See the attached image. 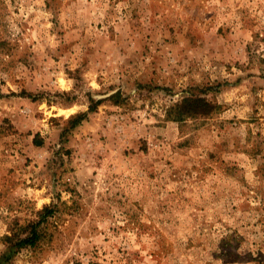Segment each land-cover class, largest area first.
<instances>
[{
  "label": "rangeland",
  "instance_id": "374dc122",
  "mask_svg": "<svg viewBox=\"0 0 264 264\" xmlns=\"http://www.w3.org/2000/svg\"><path fill=\"white\" fill-rule=\"evenodd\" d=\"M0 264H264V0H0Z\"/></svg>",
  "mask_w": 264,
  "mask_h": 264
},
{
  "label": "trees",
  "instance_id": "16d2710c",
  "mask_svg": "<svg viewBox=\"0 0 264 264\" xmlns=\"http://www.w3.org/2000/svg\"><path fill=\"white\" fill-rule=\"evenodd\" d=\"M99 102V101H98ZM98 104V103H97ZM96 105H92L90 107V112H94L96 110ZM207 107L209 104L208 102L202 100L201 98L196 97H187L181 103L176 105V109L180 115V119H183L185 116H193L198 114L199 109L202 105ZM88 117L87 114H79L70 119V123L73 128L80 125L86 118ZM54 213V210L50 207L44 208L42 211L39 212V220L29 222L28 225L20 229L12 230L9 234L4 237L5 244L8 247V253L4 257L3 263L9 262L13 256V253L19 251L20 249L26 247H34L38 244L40 240H42L43 235L41 233L40 227L44 223V221Z\"/></svg>",
  "mask_w": 264,
  "mask_h": 264
}]
</instances>
